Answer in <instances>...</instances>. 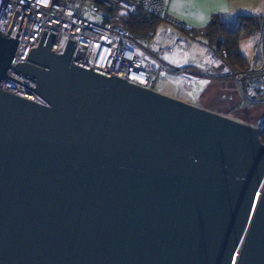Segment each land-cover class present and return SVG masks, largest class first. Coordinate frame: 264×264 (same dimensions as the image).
I'll return each instance as SVG.
<instances>
[{
  "label": "water",
  "instance_id": "1",
  "mask_svg": "<svg viewBox=\"0 0 264 264\" xmlns=\"http://www.w3.org/2000/svg\"><path fill=\"white\" fill-rule=\"evenodd\" d=\"M47 34L13 66L0 33V264H264L260 128L78 63L76 42L55 54Z\"/></svg>",
  "mask_w": 264,
  "mask_h": 264
},
{
  "label": "built area",
  "instance_id": "2",
  "mask_svg": "<svg viewBox=\"0 0 264 264\" xmlns=\"http://www.w3.org/2000/svg\"><path fill=\"white\" fill-rule=\"evenodd\" d=\"M166 5L167 0H0V33L19 42L13 66L28 62L31 49L38 47L46 31L47 36L56 35L52 46L55 54H62L69 40L76 42L74 61L145 89H150L153 75L167 77L177 71L181 77L179 89L195 80L223 75L237 82L244 98L255 100L264 96V62L260 68H256L255 60L246 69L233 70L225 63L224 53L209 48L199 65L180 67L165 57L170 48L157 44L159 27L150 39L136 37L130 23L138 14L166 19L177 28L181 26L166 15ZM260 34L264 42V18ZM230 71L233 76H225ZM9 76L35 87L32 80L12 70ZM1 87L26 99L40 101L32 90L11 79L3 81ZM260 123L256 126L263 131L264 123L262 120Z\"/></svg>",
  "mask_w": 264,
  "mask_h": 264
},
{
  "label": "crops",
  "instance_id": "3",
  "mask_svg": "<svg viewBox=\"0 0 264 264\" xmlns=\"http://www.w3.org/2000/svg\"><path fill=\"white\" fill-rule=\"evenodd\" d=\"M262 3L263 0H255L254 2L253 0H167L166 15L169 18L176 20L181 26L177 28L172 26L168 20H161L159 33L157 35V44L161 48H170V52H166L165 57L171 63H175L180 67L197 66L209 51L207 40L203 37L192 39L181 29L188 28L191 30L202 31L210 23L213 16H220L223 22L229 27V24L233 22L236 24L238 23L239 25V22L237 21L238 16L246 15L262 17L261 13L256 12L259 8V4L262 5ZM260 7L261 9L263 8V6ZM261 9L259 12H261ZM252 37H258V40L260 41L261 34L258 33L245 39ZM242 40L239 43V51L241 55L247 59L250 66L254 57L252 56V60H249L248 57L242 53L240 49ZM198 45L204 46V56L200 63L197 59V55H195L198 51ZM168 78L170 80L181 79L179 72L177 71H173ZM168 78L166 77L165 79ZM199 84L204 83L199 82ZM186 98L183 99L181 95L176 97V99L179 100H186ZM189 104L198 107L200 106L195 103ZM209 111L214 112L213 110Z\"/></svg>",
  "mask_w": 264,
  "mask_h": 264
},
{
  "label": "rangeland",
  "instance_id": "4",
  "mask_svg": "<svg viewBox=\"0 0 264 264\" xmlns=\"http://www.w3.org/2000/svg\"><path fill=\"white\" fill-rule=\"evenodd\" d=\"M254 1L255 0H253V2ZM260 4L256 12L261 13L262 17L264 18V0L262 5ZM260 6H263V8L261 9ZM260 9L261 12H259ZM229 25L232 29H237L238 27V23L236 24L235 22ZM258 33H261V29ZM263 44L264 42H261V40L259 41L258 37L243 39L240 44L242 53L246 55L249 60H252V56L254 57L253 62L256 60V68H260V66L264 62ZM198 46V51L195 55H197V59L200 63L201 59L204 56V46ZM258 46H260V50H258ZM224 55L225 53L223 54V56ZM231 73L232 72L230 71L225 72L224 74L225 76H233L230 75ZM165 78L166 77L153 75L152 85L150 89L172 98H176L181 95V97L185 99L187 96L186 100L182 101L186 103H195L197 105H200V108L208 111L213 110L215 113L224 115L236 121L244 122L252 126L258 124L260 125L261 120L264 123V96H260L255 100L246 97L244 98L237 82L233 78H224L223 75H213L207 77L206 80H195L190 86L183 85V89L178 88V84L181 82V80H170L168 76V79ZM199 82H203L204 84H199Z\"/></svg>",
  "mask_w": 264,
  "mask_h": 264
},
{
  "label": "trees",
  "instance_id": "5",
  "mask_svg": "<svg viewBox=\"0 0 264 264\" xmlns=\"http://www.w3.org/2000/svg\"><path fill=\"white\" fill-rule=\"evenodd\" d=\"M237 29L227 26L220 16H213L210 23L202 31L181 29L190 38L203 37L207 40L210 49H215L223 56L225 63L233 70L246 69L249 63L239 51V43L242 39L251 37L259 32L262 26L263 17L260 16H238ZM161 20L151 18L146 14L136 15L130 23L131 30L139 39L147 40L152 38L157 31ZM261 141L264 146V129L261 131Z\"/></svg>",
  "mask_w": 264,
  "mask_h": 264
},
{
  "label": "clouds",
  "instance_id": "6",
  "mask_svg": "<svg viewBox=\"0 0 264 264\" xmlns=\"http://www.w3.org/2000/svg\"><path fill=\"white\" fill-rule=\"evenodd\" d=\"M256 126V125H255Z\"/></svg>",
  "mask_w": 264,
  "mask_h": 264
}]
</instances>
